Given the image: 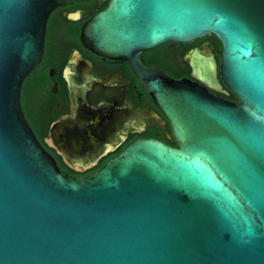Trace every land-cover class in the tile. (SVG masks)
Segmentation results:
<instances>
[{
    "label": "water",
    "instance_id": "water-1",
    "mask_svg": "<svg viewBox=\"0 0 264 264\" xmlns=\"http://www.w3.org/2000/svg\"><path fill=\"white\" fill-rule=\"evenodd\" d=\"M70 0H0V264H264V0H107L80 28L128 63L176 146L138 138L99 168L64 174L24 117L47 19ZM67 17L75 19L74 13ZM214 35L174 80L143 50Z\"/></svg>",
    "mask_w": 264,
    "mask_h": 264
},
{
    "label": "flooded vegetation",
    "instance_id": "flooded-vegetation-1",
    "mask_svg": "<svg viewBox=\"0 0 264 264\" xmlns=\"http://www.w3.org/2000/svg\"><path fill=\"white\" fill-rule=\"evenodd\" d=\"M106 4L107 0H70L56 7L47 19L41 59L21 86L25 119L60 171L68 175L92 172L134 139L154 138L176 146L168 121L135 70L124 61L93 53L80 41L82 24ZM68 13L76 18H68ZM48 42L52 65L42 70ZM219 49L206 35L190 44L168 42L143 50L140 59L174 80L189 79L214 96L238 103L219 74L217 89L191 75V55L208 57L209 50L219 65Z\"/></svg>",
    "mask_w": 264,
    "mask_h": 264
},
{
    "label": "trees",
    "instance_id": "trees-1",
    "mask_svg": "<svg viewBox=\"0 0 264 264\" xmlns=\"http://www.w3.org/2000/svg\"><path fill=\"white\" fill-rule=\"evenodd\" d=\"M210 37L214 43V45L216 47H220V42L219 40L212 34L210 35H207V37ZM164 44H161L160 46H158V48H160L161 46H163ZM51 44L48 42L47 44V48H46V52H47V55H45V57L43 58L42 62H41V67L40 69L42 70H45L47 69L50 65H52V62L48 59V55L50 54L49 52H51ZM25 98V90H22L21 92V104L22 106H24V102H23V99ZM35 134V133H34ZM36 136V135H35ZM38 136V135H37ZM39 137V136H38ZM173 145H175L174 143H172Z\"/></svg>",
    "mask_w": 264,
    "mask_h": 264
},
{
    "label": "bare ground",
    "instance_id": "bare-ground-1",
    "mask_svg": "<svg viewBox=\"0 0 264 264\" xmlns=\"http://www.w3.org/2000/svg\"><path fill=\"white\" fill-rule=\"evenodd\" d=\"M199 55V54H198ZM202 57V56H201Z\"/></svg>",
    "mask_w": 264,
    "mask_h": 264
}]
</instances>
